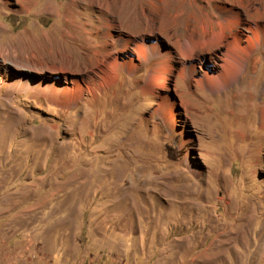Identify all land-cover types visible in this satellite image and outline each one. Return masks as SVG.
<instances>
[{"label": "rangeland", "instance_id": "374dc122", "mask_svg": "<svg viewBox=\"0 0 264 264\" xmlns=\"http://www.w3.org/2000/svg\"><path fill=\"white\" fill-rule=\"evenodd\" d=\"M208 1L0 0V264H264V56L230 95L176 71L146 92L152 61L107 77L131 34L176 51L222 2L264 18L263 0ZM103 63L67 108L7 93Z\"/></svg>", "mask_w": 264, "mask_h": 264}, {"label": "bare ground", "instance_id": "6f19581e", "mask_svg": "<svg viewBox=\"0 0 264 264\" xmlns=\"http://www.w3.org/2000/svg\"><path fill=\"white\" fill-rule=\"evenodd\" d=\"M236 4L222 2L218 6L221 13L212 11L211 16L200 19L198 25L193 28L188 26V32L184 37H180V32H177L173 41V44L178 46L176 51L158 37L147 41L146 34L138 38L131 34L126 37L122 47L124 51H128L127 55L122 60L117 56L107 60V67L110 70L107 77L110 80L117 78V69L121 65L134 72L141 62L152 61L149 74L141 86L146 92H152L157 87L163 86L170 74L176 71L184 80L194 81L198 86L206 87L213 92L225 91V95H230L232 89L237 90L245 82L248 83L246 76L249 68L258 70L264 56V18L260 16V9L257 18L244 20L240 6ZM107 34L109 35L110 32ZM104 66L105 63L101 64L99 71L92 74L69 76L65 67L55 65L48 70L52 74L64 73L63 79L56 77L48 81L45 80L46 76L34 81L21 79L17 83L9 84L7 93H31L37 98L45 96L60 107L67 108L71 103L79 100L85 90L94 91L93 87L97 84L96 77L102 79L97 87L104 85L106 81L103 74ZM1 86L2 81H0V89ZM176 101L167 97L161 104L167 120L176 116ZM259 121L264 127V105L261 107Z\"/></svg>", "mask_w": 264, "mask_h": 264}]
</instances>
